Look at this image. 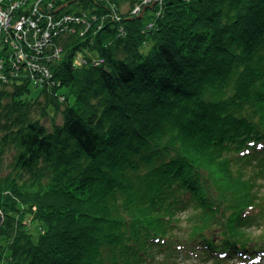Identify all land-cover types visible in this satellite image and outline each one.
Returning <instances> with one entry per match:
<instances>
[{
    "label": "trees",
    "instance_id": "trees-1",
    "mask_svg": "<svg viewBox=\"0 0 264 264\" xmlns=\"http://www.w3.org/2000/svg\"><path fill=\"white\" fill-rule=\"evenodd\" d=\"M138 1L61 0L72 5L62 14L89 10L101 28L56 27L58 62L38 95L33 74L10 59L0 81V171H9L0 264H177L252 245L239 231L244 208L230 233L216 230L237 218L225 207L247 199L251 176L264 175V0H165L148 40L138 37L149 13L133 15ZM79 49L102 62L75 65ZM194 134L230 166L234 190L213 187L225 176H207ZM31 215L44 228L37 239ZM213 216L219 226L195 229Z\"/></svg>",
    "mask_w": 264,
    "mask_h": 264
},
{
    "label": "rangeland",
    "instance_id": "rangeland-1",
    "mask_svg": "<svg viewBox=\"0 0 264 264\" xmlns=\"http://www.w3.org/2000/svg\"><path fill=\"white\" fill-rule=\"evenodd\" d=\"M19 0H0V21L3 23H6L7 21L11 20L10 24L14 23L16 21L17 18H15L19 13V9H15L14 10V14L11 15V17H9V13L4 11L3 6H5V9H10L11 5L15 2H17ZM27 4V6L29 7L33 2V0H24ZM61 0H53L51 3H47L45 4V2L43 4H41V10L45 13H49L50 15H52L53 17L55 16L57 19L62 15V8L67 9L68 7L72 6L69 2H60ZM156 1V2H155ZM165 0H149V1H138L133 7V15H139V17H143L145 15V12H147V10L149 11L148 14H146V17L143 18V21L138 22L141 26L140 31H139V39L142 40H148L150 33L152 34L153 30H150L153 28V26H155L154 24H156L157 22V18L159 16H163L164 15V11H165V7L163 5ZM155 2V3H154ZM140 4V5H139ZM3 5V6H2ZM140 7L141 9L138 10V7ZM7 6V8H6ZM25 6V5H24ZM23 6V7H24ZM79 7V6H78ZM137 7V8H136ZM146 8V10L143 12V9ZM78 9H81L80 7L77 8L76 11H78ZM82 12H77L80 13V15L82 16L83 19H85L86 21H88L90 24H86L89 26H91V24H95V27L97 25L98 28H101V24L97 23L98 19H100V15L99 14H95V13H91V11L89 10H83L81 9ZM49 15V16H50ZM76 16H79V14H76ZM84 20V21H85ZM86 22V23H88ZM46 27H47V23ZM85 25V24H84ZM11 27L9 28H3L0 27V52H2V54L5 56V63L3 64V71H2V77L0 79V81H2V79H4L6 77V73L8 72V64L10 63L9 61H11L14 56L15 53L14 51L15 48L12 45L11 42H8L7 38H6V31L9 30ZM48 28V27H47ZM122 29H124V27H121ZM124 31V30H123ZM34 38H37V35H34V33H32ZM49 44L46 47V50L49 52L54 51V54L56 55L55 57L52 58H45L44 60H42L43 64L47 65L53 72L54 69V65L56 62H58L57 58L58 55L56 53V49L61 50L60 48H54L51 44L50 41L48 42ZM24 48H27L28 50H26L27 52H35V48H32L30 46H28L24 41L22 43ZM53 49V50H51ZM23 48V50H24ZM13 55V56H12ZM12 56V57H10ZM100 56V55H99ZM101 57V56H100ZM11 59V60H10ZM57 60V61H56ZM102 58L98 57V52L93 51V53L89 56V55H85L83 53V51L81 49L77 50L74 54V64H82V66L84 64H88L89 62H93L95 61L96 63L98 61L102 62ZM33 79V78H32ZM30 79V84L32 85V91H31V95L35 96L38 95L40 89L38 88L37 84L35 83L34 80ZM41 87V86H39ZM63 90V88L61 89ZM260 105V104H259ZM261 106V105H260ZM264 108V107H263ZM260 109V113L264 114V109ZM50 115H58L57 117V121L61 122L62 118L60 114H55V110L53 108H50ZM44 122L47 125L51 124V121L49 118H45ZM204 134V132H203ZM202 136L201 134H194L192 138V140L195 141V149L196 152H198L200 154L201 159L204 161V166H205V170L207 172V176H210V178H212V174L214 175L215 173H220L219 177H223L225 176L224 179L219 180L217 179V177L215 176V181H214V185L213 187L216 186V184H220L223 187H228L227 189H231L234 190L233 187V183L231 180H228L227 178V172L230 169V166H226L224 165L223 162H221L220 160H216L217 158H214L211 156V153H214V149H212L210 151V146L212 145L211 143H204V145H206V147L203 145L202 142L199 141V136ZM215 147L218 148L217 144H214ZM206 148L209 149L206 150ZM245 152H248L245 149ZM242 153H244V151H242ZM11 156H12V152L8 151L5 154L4 157V166L7 165V163H9V161L11 160ZM216 160V161H215ZM256 160H253L252 163H255ZM233 167V170H235V172L237 171V169ZM246 167L249 169L247 170V172L252 171L250 170V167H248V164H246ZM229 168V169H227ZM258 168V167H257ZM262 169L261 170V174H264V159L261 160V165L259 166L258 169ZM1 173H7L9 172L7 171H0ZM251 175V173H250ZM252 182H253V186L252 188H248L247 190V199L244 202H241V205L239 207H237L235 210L231 211L230 209L226 208V211L228 213H230L231 215H237L235 217L237 218H232V216H227L226 220L224 222H222L223 224V228L221 229H217L216 233H218L219 235H223L222 232L224 234H228L230 233V229L234 224V220H239L241 218L240 214L238 212V209H240L242 211V209L244 208L245 212L244 215L245 217H247L246 219H244L245 221L247 220V222L245 223V225H247L248 227H243L240 228L239 231L246 236V238L250 239V241L252 242V245H246V244H242L239 247L233 248L232 251H229L228 254H226L225 252L222 253V255L220 256L218 253V257H207V259H205V257L203 255H194V254H190V255H182L180 256V258H182L181 260L179 259L177 264H264V175H262V177H255V175L251 176ZM240 187L238 188V190H242L245 188L244 185H241V182L238 181L237 182ZM241 186H243L241 188ZM229 190V191H231ZM24 206V205H23ZM23 206H20L21 209L25 208ZM26 207H29L27 204H25ZM31 210H36V206L30 207ZM242 208V209H241ZM15 214H18V212L16 210H14ZM33 215V214H32ZM31 215L30 220H28V231L29 233H31L32 237L34 239H37V236L39 235V233H41L44 228L41 225V221L38 219H35L33 216ZM214 217V220H207V221H203L201 223H197L195 225V229L199 230L200 226H204L205 228H209L212 229L213 226L218 225L216 220L217 218ZM181 220H182V224L185 225V227H188L189 225V221L190 218H188V213L183 212L181 215ZM220 220V219H219ZM222 221V220H220ZM194 225V223L192 224V226ZM189 226V227H192ZM219 226V225H218ZM245 242V240H244ZM230 254V256H229ZM163 263H165L166 261H162ZM159 264H161L159 262Z\"/></svg>",
    "mask_w": 264,
    "mask_h": 264
},
{
    "label": "built area",
    "instance_id": "built-area-1",
    "mask_svg": "<svg viewBox=\"0 0 264 264\" xmlns=\"http://www.w3.org/2000/svg\"><path fill=\"white\" fill-rule=\"evenodd\" d=\"M45 1H47V3H51L53 0H33L34 3H32L29 7L24 0H19L13 3L11 8L8 10L2 5L4 11L9 13V17L14 14V10L16 8L21 9H19V14L15 17L17 19L14 23L10 24L11 20L7 21L6 23L0 21V27L6 29L11 27L6 31V38L8 42L12 43L16 50L14 51L15 56L13 61L23 64V66L33 74L32 78L37 79L35 83L39 86H43L49 81V79L53 77L52 70L47 65L43 64L42 60L56 56L54 51L49 52L46 50V47L49 44V38L51 37L52 33L56 32V27H61L63 24L68 22H76L88 25L90 24L88 21L83 19L81 15L76 16V14L73 15L65 13L57 19L55 16L53 17L49 13L47 14L43 12L41 10V4H43ZM139 9L141 8L138 7V10ZM45 23H47L48 28L46 27ZM65 27L67 28L68 26L66 25ZM32 33L37 35V38H34ZM23 41L28 46L35 48V52H27L26 50L28 49L24 48L22 45ZM58 52L59 49H56L57 54ZM5 56L2 54V52H0V79L3 78L2 68L3 64L5 63Z\"/></svg>",
    "mask_w": 264,
    "mask_h": 264
},
{
    "label": "water",
    "instance_id": "water-1",
    "mask_svg": "<svg viewBox=\"0 0 264 264\" xmlns=\"http://www.w3.org/2000/svg\"><path fill=\"white\" fill-rule=\"evenodd\" d=\"M156 2V1H155ZM154 2V3H155ZM146 8L147 7H145L144 9H143V12L146 10ZM3 222H4V214H3V212H2V210L0 209V227H1V225L3 224Z\"/></svg>",
    "mask_w": 264,
    "mask_h": 264
},
{
    "label": "bare ground",
    "instance_id": "bare-ground-1",
    "mask_svg": "<svg viewBox=\"0 0 264 264\" xmlns=\"http://www.w3.org/2000/svg\"><path fill=\"white\" fill-rule=\"evenodd\" d=\"M32 80L36 81L37 79H36V78H34V79H32ZM49 80H50V79H49Z\"/></svg>",
    "mask_w": 264,
    "mask_h": 264
}]
</instances>
